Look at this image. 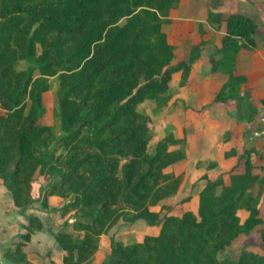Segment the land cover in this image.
Segmentation results:
<instances>
[{
  "label": "trees",
  "instance_id": "16d2710c",
  "mask_svg": "<svg viewBox=\"0 0 264 264\" xmlns=\"http://www.w3.org/2000/svg\"><path fill=\"white\" fill-rule=\"evenodd\" d=\"M179 1L0 0L1 186L16 207L38 200L47 208L49 196L64 199L60 213L71 216L55 235L63 264L88 262L101 235L123 219L160 229L130 244L111 239L103 264H264V253L249 249L234 259L232 251L252 231L260 230L264 241L258 209L264 171H254V147L241 153L244 171L232 169L228 184L222 176L207 179L198 217L170 214L182 177L165 169L184 158L183 150L170 149L184 140L167 131L149 151V127L137 106L148 99L166 106L173 74L181 72L182 84L190 70L189 61L174 62V46L162 30ZM225 23L223 56L211 63L228 79L213 101L243 102L237 89L245 77L235 74L236 56L255 45L257 24L241 13ZM53 76L59 80L60 136L40 123ZM37 172L54 176L39 193ZM159 204L158 211L151 209ZM239 209L248 211L243 223ZM41 227L37 216H29L23 241L1 254L0 264H32L22 248Z\"/></svg>",
  "mask_w": 264,
  "mask_h": 264
},
{
  "label": "crops",
  "instance_id": "0c3cea01",
  "mask_svg": "<svg viewBox=\"0 0 264 264\" xmlns=\"http://www.w3.org/2000/svg\"><path fill=\"white\" fill-rule=\"evenodd\" d=\"M212 12L220 13L221 21L218 24L211 25L208 22V16ZM231 13L244 14L256 22L255 45L241 48L236 56L235 74L245 77V81L237 89L243 102L235 99L214 102L215 94L226 83L228 75L220 69L212 70L211 58L220 61L223 56L219 50L226 34L225 20ZM169 19L162 30L166 33L168 42L174 45V57L190 63V70L182 84H178L181 72L173 74L169 83L172 97L162 110L165 118L156 122L158 132L171 131L184 140L182 145L171 147V150H183L184 158L165 169L166 172L182 177L176 194L169 201L170 214L179 216L186 208L197 211L199 195L207 179L215 180L222 176L228 184V174L232 169L244 171V160L240 155L245 148L252 146L255 149L250 154L255 173L261 174L264 171V120H261L264 119V0H220L215 8H212L209 0H180L170 10ZM148 103L150 109L155 108L153 101L148 100ZM232 149L236 153L226 155ZM1 184L0 179V186ZM249 191L255 195L258 186H253ZM186 197L189 199L184 200ZM0 200L3 201L0 250L14 249L15 243L21 241L18 240L20 235L26 232V215L41 209L51 215L53 230L49 234L48 229H43L44 223L37 216L41 220L42 229L34 230L22 249L32 264H63L64 251L52 254L47 241L55 239L58 230L70 217V214L62 216L60 213L64 199L51 195L47 198V208L38 200L25 207H16L11 193L4 189L0 192ZM151 209L158 211L160 204ZM258 209L264 222V191L260 196ZM237 214L241 223L248 217L245 209H239ZM121 222L127 223V227L121 225L123 231L119 235L110 233L111 229L102 234L98 250L84 264H103L111 249V239L124 244L133 243L137 242L132 241L135 237L156 235L160 229L159 225H149L143 220L133 223L119 220L114 226ZM136 222L142 223L140 232L133 227ZM10 229L14 230L15 237H12ZM243 241L250 243V250L258 254L264 253L260 230L250 232L238 242L242 244Z\"/></svg>",
  "mask_w": 264,
  "mask_h": 264
},
{
  "label": "rangeland",
  "instance_id": "374dc122",
  "mask_svg": "<svg viewBox=\"0 0 264 264\" xmlns=\"http://www.w3.org/2000/svg\"><path fill=\"white\" fill-rule=\"evenodd\" d=\"M210 5L212 6V8H215L217 3L220 2V0H209ZM212 22L210 23L211 25H214L216 22H218L221 19V15L219 12H212ZM170 21V19H169ZM168 21V22H169ZM167 22V23H168ZM165 23V24H167ZM166 34V33H165ZM174 46V45H173ZM195 50V48H194ZM183 60V59H181ZM174 61H179L174 57ZM24 65L20 64V67H23ZM180 81V79L178 80ZM49 82H50V89L44 94L43 96V105H44V114L40 120V123L43 125H49L53 128V132L56 136H60L62 134L61 128H60V120H59V105H58V99H57V89H58V76H53L49 78ZM179 84V83H178ZM172 91V89H171ZM148 100L153 101V103L155 104V108L154 109H150V103H148ZM145 100L144 102H142L141 104H139L137 106V111L143 115L147 121L149 130H148V136H149V151L153 152L155 150V146L156 143L158 142L160 136L165 133V132H161L157 130L156 128V122L158 119L160 118H165V116H163V108L161 106H157L156 102L154 99H148ZM3 110L0 108V113H2ZM171 149V148H170ZM174 151H179L181 150L180 148L177 149H172ZM33 181H34V191H38V193L46 188L53 180H54V176L51 175H44V174H39L38 172L34 175L33 177ZM46 183V184H45ZM42 184H44L42 187ZM3 187L0 186V192L3 191ZM198 206H199V199H198ZM197 206V211H191L189 209H184L181 213H179V216L185 212V211H191L193 213L196 214V216L198 217L199 212H198V207ZM48 211L46 212L45 210H34L32 211V213H29V215H26V219H28L29 216L31 215H36L39 216L42 221H43V229L46 228L48 229V232L50 234V231L52 232L53 228H52V218L51 215L48 213ZM3 215V201L0 200V218H2ZM71 216V215H70ZM69 220H72V218H70ZM124 220V219H123ZM125 221V220H124ZM133 223V222H131ZM121 225H123V227H127V223H122L114 226L113 228H111V232L110 233H115L117 235H119V233H121V231H123V229H121ZM134 228L138 229V231L140 232L142 229V223L141 222H136L133 226ZM41 228V229H42ZM25 229V228H24ZM40 228H37L35 230H38ZM11 232L13 233L12 237H15L14 235V230L10 229ZM150 232H154V231H150ZM257 233V232H256ZM22 235V234H21ZM20 237L18 238V240L23 241V239ZM54 238V237H53ZM142 237H135L132 241H138L140 240ZM17 243H15L16 246ZM47 247L49 249V252H51L52 254H56L57 252H59V247L58 244L56 243V239H52L50 238L49 241H47ZM130 244V243H128ZM250 243L243 241L242 244H240L239 242H236L234 244V246L232 247V251L234 253V259L237 258V256L240 254V252L244 251V250H249ZM6 250H0V255L3 254ZM223 256L219 255V258H222Z\"/></svg>",
  "mask_w": 264,
  "mask_h": 264
},
{
  "label": "built area",
  "instance_id": "2783aa9c",
  "mask_svg": "<svg viewBox=\"0 0 264 264\" xmlns=\"http://www.w3.org/2000/svg\"><path fill=\"white\" fill-rule=\"evenodd\" d=\"M261 120H264L263 118H261Z\"/></svg>",
  "mask_w": 264,
  "mask_h": 264
}]
</instances>
